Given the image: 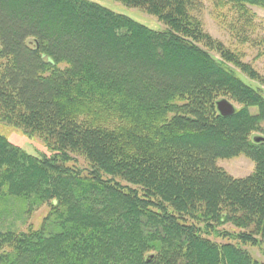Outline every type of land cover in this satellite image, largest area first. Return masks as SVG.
Here are the masks:
<instances>
[{
	"label": "trees",
	"instance_id": "obj_1",
	"mask_svg": "<svg viewBox=\"0 0 264 264\" xmlns=\"http://www.w3.org/2000/svg\"><path fill=\"white\" fill-rule=\"evenodd\" d=\"M115 1L164 29L89 0H0V120L50 150L0 134V196L50 204L39 229L0 230V264H264L241 246L264 241L255 71L204 31L199 0ZM211 1L251 41L264 0ZM219 95L242 108L221 116ZM240 154L254 162L243 178L216 165ZM227 223L241 230L231 241L210 238Z\"/></svg>",
	"mask_w": 264,
	"mask_h": 264
},
{
	"label": "rangeland",
	"instance_id": "obj_2",
	"mask_svg": "<svg viewBox=\"0 0 264 264\" xmlns=\"http://www.w3.org/2000/svg\"><path fill=\"white\" fill-rule=\"evenodd\" d=\"M96 2L116 13L126 15L133 20L155 30L164 29V25L159 22L154 16L147 14L139 8H132L123 5L115 0H89ZM202 3V7L199 12L194 11V14L200 18L202 26L205 32L214 40L220 41L224 47L232 51L237 55V58L242 63H247L255 71L254 78H246L252 85H257L260 88V92L264 97V8L251 6L250 8L254 12L255 16L254 27L251 28L249 33L251 41H243L241 36L235 34V31L230 30L225 23L221 21L219 16L214 15L215 6L211 0H199ZM200 47L208 51L212 56L217 59L220 58V54L214 47H208L204 42L198 43ZM62 66L64 64H61ZM239 71L238 68L227 64ZM251 78V80H250ZM228 100L234 107V109H241L242 105L230 98L227 95L217 96L219 99ZM252 113H255L257 108L249 107ZM260 130L251 133L253 135H259L264 137V121L260 123ZM0 134L6 137L11 143L19 146L24 151L31 155H49L50 150L45 146L42 138L33 135L29 137L22 129L2 122L0 120ZM72 160L67 162L69 167L79 168L83 173L88 171V162L78 153H70ZM216 165L224 169L229 175L234 178H243L254 171V162L243 154L237 155L231 158H220L216 160ZM106 177V176H105ZM122 184H126L121 182ZM129 185V184H128ZM132 187L131 185H129ZM26 202L23 198H14L12 196H0V230H13L16 232L27 231L29 229L36 230L42 225L43 218L47 215L50 204L43 203L39 206H35L32 210H26ZM217 231L221 233L220 236H210L217 242L231 241L230 235L236 234L241 231L234 227L232 224L227 223L217 227ZM227 233V235H226ZM261 240V247L259 245L245 243L241 246L246 249L253 258L259 262L264 263L263 247L264 241Z\"/></svg>",
	"mask_w": 264,
	"mask_h": 264
},
{
	"label": "water",
	"instance_id": "obj_3",
	"mask_svg": "<svg viewBox=\"0 0 264 264\" xmlns=\"http://www.w3.org/2000/svg\"><path fill=\"white\" fill-rule=\"evenodd\" d=\"M215 106H216L218 113L223 117L230 116L235 111L233 105L228 100L223 99V98L217 100ZM252 140L254 142L264 141V137L259 136V135H254L252 137Z\"/></svg>",
	"mask_w": 264,
	"mask_h": 264
}]
</instances>
